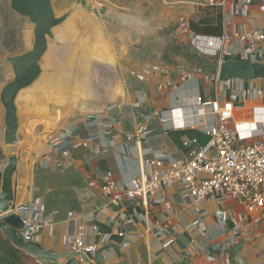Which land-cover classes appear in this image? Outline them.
I'll return each instance as SVG.
<instances>
[{
  "label": "crops",
  "instance_id": "crops-1",
  "mask_svg": "<svg viewBox=\"0 0 264 264\" xmlns=\"http://www.w3.org/2000/svg\"><path fill=\"white\" fill-rule=\"evenodd\" d=\"M88 1L106 9L107 16L112 18L106 23L116 25L121 20L123 25H118V32L123 29L127 38L120 35V42L108 44L98 26L93 25L94 31H88L80 39L71 24L76 27L79 16L81 22L87 19L82 25L91 29L88 23L91 16L84 9L78 10L74 23L72 20L64 28L63 36L67 32L71 35L66 37L69 41L62 39L72 46L68 48L66 61L58 62L57 74L48 80L49 99L59 104L71 100L77 109H82L78 101L84 106L89 96L83 82L76 78L77 58L83 55L92 58L94 54L100 58L104 51L105 61L114 63L124 78L126 95L107 106L103 113L77 114L69 119L61 112L49 113L42 102L35 101L36 88L25 92L19 106L23 137L16 144L19 168L14 175V189L16 203L33 202L40 208L41 224L32 242L49 254L68 253L75 233L83 231L86 242L99 240L93 228L99 225L103 232L111 234L113 244L112 251L102 252L106 264H264V221L259 220L264 215H248L232 201L204 202L207 214L202 231L193 200L180 186L167 185L148 210L134 207L137 215L131 204L122 202L133 218L129 224L117 220L120 210L106 206L99 195L105 172L125 183L141 170L136 145L126 140V134L134 130L135 109L155 112V117L145 123L151 132L144 146L153 151L151 157L172 160L185 158L196 147L193 138H198L201 144L207 141L205 130L213 124L215 116L209 107L198 108L199 95L204 99L224 95L232 100L236 108L230 126L241 134H249L264 119L257 115L264 111V78L234 79L222 84L218 80V64L175 36L181 24L186 32L200 36L221 35L226 29L235 32L250 26L264 27V5L250 4L245 16H236L241 6L232 0L226 7L207 8L191 0ZM105 22L102 23L106 32ZM33 40L29 20L13 10L9 0H0V93L14 77L7 56L30 50ZM227 46L235 49L240 44L233 40ZM69 70L76 73L73 82ZM104 71L103 77L110 80L113 75L108 69ZM110 87L113 88V83ZM99 102L97 98L91 109L98 108ZM4 117L5 108L0 101V186L8 161ZM109 119L113 122H107ZM99 120H105L104 124ZM110 131L116 135L113 146L107 135ZM106 147L109 150L103 152L101 149ZM221 210L229 211L231 227L239 225L235 229L242 236L234 244H229L232 232L220 229ZM158 223L164 235L151 232ZM118 230L126 234L120 236ZM0 238L8 241L2 229ZM19 250L28 262L36 264L35 255ZM64 262L58 260V264Z\"/></svg>",
  "mask_w": 264,
  "mask_h": 264
},
{
  "label": "built area",
  "instance_id": "built-area-1",
  "mask_svg": "<svg viewBox=\"0 0 264 264\" xmlns=\"http://www.w3.org/2000/svg\"><path fill=\"white\" fill-rule=\"evenodd\" d=\"M191 1L200 7L207 8L217 5L226 7L229 0ZM232 1L241 6L236 16H245L246 8L250 4L264 5V0ZM226 24H230V20H227ZM182 27H184L183 24L177 26L175 36L189 44L195 52L210 57L218 66L221 65L226 54L248 62H262L264 27L250 26L235 32L226 29L221 35L211 36L188 33ZM233 40H237L240 44L238 48L231 49L227 46ZM218 80L226 85L234 79L223 81L218 76ZM197 102L198 108L200 105L209 107L215 116L213 124L205 130L207 141L201 144L198 138H193L192 143L196 147L190 149L185 158L174 160L162 156L151 157L153 151L144 146L151 132L145 123L155 117V112L144 113L141 108L135 109L134 130L126 134V140L135 143L141 170L138 175L125 183H119L110 172H105L99 187V195L104 199L105 205L120 210L117 220L121 223L133 222V218L122 207V202L126 201L131 204L134 214L137 215L134 207L142 206L148 210L155 202L157 194L169 184L182 187L183 191L191 196L202 231L205 230L203 219L207 214L203 203L208 200L232 201L243 207L248 215L256 213L264 215V119L250 129L249 134L244 135L230 126L236 108L232 100H228L224 95L214 99H204L199 95ZM257 115L264 116V111ZM104 121L99 120L100 124H104ZM107 122L112 123L113 120L109 119ZM107 135L111 141L110 145L113 146L116 135L111 131L107 132ZM185 143L188 144V142ZM101 150L106 152L109 148ZM146 165L150 168L146 169ZM8 214L17 215L22 219V235L25 242L34 241L41 224L38 204L16 203ZM219 214L221 231L232 232L229 244L236 243L242 236L236 230L239 225L230 226L229 211L221 210ZM259 220L264 221V217L261 216ZM157 225L158 227L152 229L151 232L164 235L159 226L161 224ZM93 228L99 240L86 242L83 238V231L75 233L70 243L71 252L95 255L99 251L108 253L113 250L111 234L103 232L99 225H94ZM117 234L124 236L126 233L118 230ZM79 259L81 262H86L83 256H79ZM36 264H43V262L37 258Z\"/></svg>",
  "mask_w": 264,
  "mask_h": 264
},
{
  "label": "water",
  "instance_id": "water-1",
  "mask_svg": "<svg viewBox=\"0 0 264 264\" xmlns=\"http://www.w3.org/2000/svg\"><path fill=\"white\" fill-rule=\"evenodd\" d=\"M9 1L12 9L22 17L27 18L33 25L34 40L30 50L18 55L7 56L6 59L7 63L13 67L14 77L4 85L0 93V101L5 108V145L8 159L2 173L0 186V216H3V218L0 219V229H2L8 237L7 242L14 244L25 252L35 255L46 264H58V260H66L64 264H82L79 261V256H83L90 264H106L105 255L102 252H98L95 255L75 252L58 255L49 254L45 252L41 246L33 242H25L22 235V219L17 215L8 214V211L16 204L17 198L14 189V175L19 168V157L16 144L23 137L19 120V106L25 96V92L31 88L37 89L40 80L48 73L47 63L51 56L55 54L60 55L61 59L58 58L57 62L61 61L63 63L66 61V57L68 56L67 44H69V42L66 44L65 41H63L62 34H64L66 24L71 23V18L78 10L84 9L90 12L93 11L95 15L103 20L112 21V18L107 16L105 8H96L94 4L88 0H77L75 5L69 7L60 15L57 14L55 10L53 0ZM92 20L91 25H97L108 42L109 40L105 35L103 23L96 18H92ZM121 22L122 21L119 20L118 25H123ZM59 26H61L62 30L61 42L57 44L60 40L58 41L56 39L55 30L59 28ZM122 30H120L122 37L127 38L126 32ZM58 50L61 54H58ZM96 51L94 53H96ZM104 54L105 51L99 55L100 58L96 54H92V58L89 55H83L81 58H77L76 64H78V67L76 78L83 82L89 96V101L84 104V106L87 105L89 108L84 107L83 102L78 101L79 106H82V109H77L79 112L78 114L93 115L103 113L109 104L118 103L116 101H118L119 98L122 99V97L126 95L125 87L119 76L118 70L115 65H113L114 63L105 61L103 57ZM104 69H108L109 73L113 75L110 80L106 81V78L103 77L106 73ZM218 73L220 80L223 81L231 79H263L264 62H248L240 60L230 54H226L223 58V62L219 66ZM71 74H73L74 78L76 73L71 71ZM71 74L69 75L70 78ZM111 83H113V88L110 87ZM97 98L100 101L99 107L91 109V106L94 105V101Z\"/></svg>",
  "mask_w": 264,
  "mask_h": 264
},
{
  "label": "rangeland",
  "instance_id": "rangeland-1",
  "mask_svg": "<svg viewBox=\"0 0 264 264\" xmlns=\"http://www.w3.org/2000/svg\"><path fill=\"white\" fill-rule=\"evenodd\" d=\"M76 1L77 0H53V4H54V7H55V10H56V12H57V14H61V13H63L64 11H66L69 7H71V6H73V5H75L76 4ZM68 5H71V6H69V7H67ZM97 6H99V4H95V7L97 8ZM65 7H67V8H65ZM65 8V9H64ZM84 11H86V10H84ZM78 12V11H77ZM87 12V11H86ZM89 12V15L91 16V19L90 20H88L89 22L88 23H90V27H91V29L90 28H88V27H85V26H83L84 25V21L86 22V20H83V22H81V19H80V17L79 16H77L76 18V22H75V24H76V27H74L73 26V24H71V27H73V30H77V32H76V35H77V37H79L80 39L82 38V37H84V35L88 32V31H94V27H93V25H91V23H92V18H96V19H98L99 21H101L100 19H102V18H100V17H98L97 15H95L94 13H93V11H88ZM76 14V13H75ZM75 16L76 15H74V17L72 18V22L74 23V18H75ZM70 21V22H71ZM102 22H105V20H103L102 19ZM106 22H109L108 20H106ZM105 22V23H106ZM83 24V25H82ZM106 26H107V28H106V32L105 33H107V35H106V37H107V39L109 40L108 42L110 43V41L114 44H116L117 42H120V39H121V36H122V34H121V32L119 33L118 32V29L120 28V26H118V24H110V23H106ZM55 33H56V39L59 41H57L56 43L57 44H59L60 42H61V26H59V28H57L56 30H55ZM71 33V32H70ZM70 33H66V35L65 36H63V34H62V37H63V39H66V41H69L66 37H70ZM121 35V36H120ZM123 38V37H122ZM65 41V43L67 44V42ZM107 42V43H108ZM55 43V44H56ZM66 44H65V46H66ZM72 45H69V47H68V44H67V48H70ZM89 46V44H87V47ZM56 48V47H55ZM57 49V48H56ZM72 49V48H71ZM59 51V50H58ZM96 51V50H95ZM61 59V56L60 55H53V56H51L50 58H49V62L47 63V69H48V73L46 74V75H44V79H43V82L42 83H40L38 86H37V89H36V93L33 95V99H35V101L36 100H40V102H42L43 103V106H46L47 108H48V110H49V113H51V114H54V113H60L61 112V114H64L65 116H68L69 117V119H71V117L72 116H74V115H77L79 112H78V110H77V105L75 104V102L73 103V101H71V100H69V101H67V102H63L62 101V103L61 104H59L57 101H55V102H52L50 99H49V88H48V80H50V78L53 76V75H56L57 74V72L58 71H56V69L58 68V62H60V61H58L57 62V59ZM62 66V65H61ZM62 68V67H61ZM62 71V70H61ZM64 72V71H63ZM69 72H70V74H71V70H69ZM118 73H119V76L120 77H122L121 76V73H120V71L118 70ZM64 76H66L67 74H64V73H62ZM117 74V73H116ZM73 78V74H71V78H69L72 82L74 81V78ZM122 79V81L124 80V78H121ZM125 81V80H124ZM103 85H105V84H103ZM61 95V94H60ZM122 99H124V96L122 97ZM122 99H120L119 98V100L118 101H116V102H119L120 100H122ZM115 102V103H116ZM109 105H112V104H109ZM79 109V108H78ZM86 113V112H85ZM2 254V252L0 251V255Z\"/></svg>",
  "mask_w": 264,
  "mask_h": 264
},
{
  "label": "trees",
  "instance_id": "trees-1",
  "mask_svg": "<svg viewBox=\"0 0 264 264\" xmlns=\"http://www.w3.org/2000/svg\"><path fill=\"white\" fill-rule=\"evenodd\" d=\"M0 264H34L28 262L26 256L21 251L6 240L0 238Z\"/></svg>",
  "mask_w": 264,
  "mask_h": 264
}]
</instances>
